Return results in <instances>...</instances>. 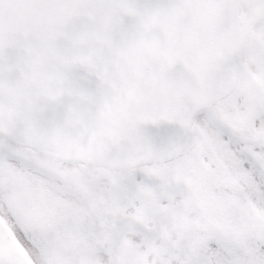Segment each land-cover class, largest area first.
Returning a JSON list of instances; mask_svg holds the SVG:
<instances>
[{
	"label": "snow or ice",
	"instance_id": "obj_1",
	"mask_svg": "<svg viewBox=\"0 0 264 264\" xmlns=\"http://www.w3.org/2000/svg\"><path fill=\"white\" fill-rule=\"evenodd\" d=\"M0 264H264V0H0Z\"/></svg>",
	"mask_w": 264,
	"mask_h": 264
}]
</instances>
